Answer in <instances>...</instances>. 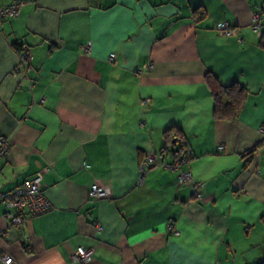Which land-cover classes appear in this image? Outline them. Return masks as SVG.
<instances>
[{
	"label": "crops",
	"instance_id": "1",
	"mask_svg": "<svg viewBox=\"0 0 264 264\" xmlns=\"http://www.w3.org/2000/svg\"><path fill=\"white\" fill-rule=\"evenodd\" d=\"M197 7L205 19L195 23ZM253 12L264 25V0H23L0 22V136L8 142L0 191L43 171L52 209L13 226L0 203L1 249L16 264H79L70 260L79 246L92 248L88 264L260 260L264 48L249 26ZM223 22L236 32L217 33ZM20 44L31 53L23 65ZM146 63L152 68L136 74ZM206 73L246 88L233 121L213 117ZM166 129L179 136L166 139ZM181 142L180 169L204 184L199 201H188L177 170L161 167ZM93 182L108 197L89 200Z\"/></svg>",
	"mask_w": 264,
	"mask_h": 264
},
{
	"label": "built area",
	"instance_id": "2",
	"mask_svg": "<svg viewBox=\"0 0 264 264\" xmlns=\"http://www.w3.org/2000/svg\"><path fill=\"white\" fill-rule=\"evenodd\" d=\"M23 5V0H13L7 5H0V22L6 18L16 17L20 8ZM250 29L255 33H261L262 25L260 21V15L257 12H253L250 15ZM215 30L219 34L230 35L236 32V28L232 23L223 22L215 26ZM91 43L87 42L85 51L90 50ZM17 55L19 64L23 65L31 59V53L25 44H20L17 47ZM109 62H115V54L109 53L107 55ZM152 68L151 63H146L135 69L136 74H141L145 70ZM42 99H40L41 101ZM148 102L147 98H142L140 104L144 105ZM264 132V128L260 129ZM262 147H264V141H262ZM219 149H223L222 145L218 146ZM8 151L7 138L0 136V158L4 157ZM175 160L172 163L161 164V167L168 170H177V181L180 184H187L190 186L189 202L199 201L202 198L201 189L204 184L201 181L196 180L190 171L180 169V166L186 162V158L181 154L179 150H174ZM153 156L149 155L139 166V182L142 180L147 166L152 162ZM42 173L43 171L36 172L32 177L23 180L19 185L13 187L7 191H0V203L3 205L4 210L2 217L8 221L10 225L20 226L23 225L29 217L37 216L45 211L51 210L52 206L44 198L42 194ZM88 199L98 200L106 198L109 195L107 187L100 185L97 182H93L88 189ZM23 211L28 213V216L22 214ZM96 230L101 228L99 222L95 223ZM168 228L172 229L171 225ZM92 259V248L90 247H77L70 254V260L73 263L88 264ZM0 264H16L15 259L3 251L0 247Z\"/></svg>",
	"mask_w": 264,
	"mask_h": 264
},
{
	"label": "trees",
	"instance_id": "3",
	"mask_svg": "<svg viewBox=\"0 0 264 264\" xmlns=\"http://www.w3.org/2000/svg\"><path fill=\"white\" fill-rule=\"evenodd\" d=\"M192 19L195 23L205 19V13L201 7H197L192 11ZM258 44L260 47L264 48V31L261 32ZM205 81L208 84L213 99V117L216 119L233 121L242 108L244 99L247 95L246 88L236 82L222 85L209 73L205 74ZM169 131H171V129L164 130L163 135L166 139L169 138V136L171 138L179 136L176 131H174V135H170ZM178 150L187 158L185 155L186 146L183 142L180 143ZM253 151H255V148L247 152L245 156L247 157L246 162L250 160ZM259 221L264 225V209H262L259 215ZM252 264H264V256Z\"/></svg>",
	"mask_w": 264,
	"mask_h": 264
},
{
	"label": "rangeland",
	"instance_id": "4",
	"mask_svg": "<svg viewBox=\"0 0 264 264\" xmlns=\"http://www.w3.org/2000/svg\"><path fill=\"white\" fill-rule=\"evenodd\" d=\"M262 238V237H261ZM260 238V239H261ZM261 242H264V239H262V241ZM247 243H249V241L247 242ZM258 248V246H255V245H253L250 249V252H252V251H256L255 249H257ZM249 253V252H248Z\"/></svg>",
	"mask_w": 264,
	"mask_h": 264
}]
</instances>
